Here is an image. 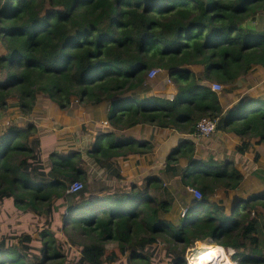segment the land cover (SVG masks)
Wrapping results in <instances>:
<instances>
[{"label": "trees", "instance_id": "obj_1", "mask_svg": "<svg viewBox=\"0 0 264 264\" xmlns=\"http://www.w3.org/2000/svg\"><path fill=\"white\" fill-rule=\"evenodd\" d=\"M248 20L255 26L242 27ZM0 40V111L16 100L30 115L40 93L61 109L74 98L109 105L112 128L101 131L87 153L117 178L124 176L116 158L153 151L151 140L127 134L138 124L196 134L198 122L212 117L217 130L243 139L239 152L253 138L264 143V95L225 108L211 84L227 86L254 65L264 67V0H0ZM197 64L204 78L191 68ZM154 67L169 71L173 97L148 94ZM169 169L202 193L177 222L161 218L173 207L159 195L163 173L128 187L70 194V184L87 176L81 151L44 147L33 122L0 129V199L11 194L20 210L47 211L56 199L72 197L64 233L88 263L126 254L128 264H185L193 243L212 238L234 249L238 264H264V188L238 196L229 208L213 199L220 189L238 188L245 176L232 158L198 157L191 139L168 154L162 171ZM40 236L41 260L0 243V264H65L58 233L43 228Z\"/></svg>", "mask_w": 264, "mask_h": 264}, {"label": "rangeland", "instance_id": "obj_2", "mask_svg": "<svg viewBox=\"0 0 264 264\" xmlns=\"http://www.w3.org/2000/svg\"><path fill=\"white\" fill-rule=\"evenodd\" d=\"M0 45H2L1 40H0ZM3 48V47H0ZM5 50V49H4ZM193 67V68H192ZM191 68L195 72H204V66L201 64H197L192 66ZM203 68V69H202ZM263 75L255 74V82H252L253 80L251 78L247 79L251 84L256 85V83L259 81V83H262L263 80ZM245 80V79H244ZM163 82L162 87H158L163 90V94H165L168 97H173L175 95V90L173 88V82L170 77L169 71L166 69H163V71H160L155 77L149 78V84L152 85L151 88L149 89L148 94L152 93L154 94V84L156 82ZM245 84H247V81H244ZM243 82V83H244ZM167 84V88L165 85ZM244 84V86H246ZM170 86L171 88H169ZM223 89L220 91H217L218 93H221V100L227 103V100L229 98L230 93L233 92L234 90V84H229V85H223ZM259 87L256 86V89L261 88V91H264L262 89V85H258ZM249 87L248 85L246 88ZM260 91V92H261ZM41 94V93H40ZM231 96V95H230ZM76 98H74L73 103H76ZM81 104V103H80ZM235 105V104H234ZM233 105V106H234ZM83 107H86V104L82 103ZM232 106V107H233ZM82 115L84 116L86 113L83 110H81ZM84 113V114H83ZM64 115L67 118H70L74 115L71 114L70 112L64 113ZM89 115V114H88ZM90 117V116H89ZM89 117H83L79 118L76 123H72V134H74L75 140L69 141L66 143V138L65 137H60V133H57L56 131L53 133V130L51 129L52 127L46 126L44 130H48L46 133H42L38 130V135L41 136L42 138V143L44 147H49L51 150H54V152H62L65 154H69L70 151H81L84 159L86 160V169H87V176L85 179H82V184L83 187L81 189V193L85 192L86 194H90L92 191L99 190L103 188L104 186H113L112 190L114 188H119L120 186H130L133 182H138L141 183L145 178L147 173V170H139L137 174H139L141 177H137L136 173L133 175H127V177H124L125 179H120L117 177H112L108 176L105 171H102V168L97 164L95 159L93 160L92 157L87 156L86 154V149L90 147L92 141H78L80 138V135H82L85 131H88V125L90 124H95L96 128L101 127L102 131H104V128H112L110 122L106 119L103 120H98L94 121ZM14 119H17L15 116ZM29 119V118H28ZM27 119V120H28ZM49 119V118H47ZM53 119V118H52ZM105 121H108V123H103ZM135 127V126H134ZM133 128V127H132ZM96 129H93V132ZM71 131H63L61 133L62 136L68 137L69 133ZM127 134L131 136H136L137 134H141V137L139 140H142L145 135H150L154 133V126L150 125H145L143 124L140 128H135V129H129L126 131ZM228 133V132H225ZM93 138H94V133H92ZM199 137V136H198ZM137 138V136H136ZM203 143L201 146V152L204 153L206 156H214L219 159L223 158H232L235 161V164L238 165L246 175L244 180L241 182V185L236 188V189H220L218 190L215 194L212 195V198L215 200H218L220 202H223L227 204V207L229 208L233 202V200L240 196H249L252 192H257L260 191L264 188V143H260L257 141V138H253L251 140L250 146L247 148V150L244 153L239 152L238 147L243 144V139L240 137H237L233 133H228V135H225L223 132H213L210 136L208 137H199ZM57 143V145H56ZM60 144V146H59ZM64 146V147H63ZM118 159V158H116ZM154 161H151L153 163ZM118 163V160L116 162ZM120 165V164H119ZM149 172L147 173V177L149 176H158L162 174L160 171H154L153 165L149 168ZM171 179L165 178L164 181V188L159 192V195L161 198L164 199H170L172 200L173 207L170 212L167 213H162L161 218L162 219H170L173 222H177L179 220V217L185 214V211L187 209V202L190 201L193 202V195L191 192L185 189L184 186L182 185V181L180 178H174L173 176H170ZM86 181V182H85ZM69 193V192H68ZM72 194V193H70ZM65 198H68L66 202L67 207H64L62 210H64V215L65 216H60V220H51L50 221V216H49V208L47 211H42L43 214L46 216H43L42 220H40L38 217L35 216L32 212H28L25 214H22L23 217L19 218L22 219L23 222H18L20 223L19 225V232L21 233H28L30 234V239H32L34 242H42L41 236H40V231L43 228H51L54 229L58 233V241H59V250L65 255L66 260L65 264H87L85 261V258H82V252L81 249L74 246L70 240L67 238V236L64 233V224L68 220V212H69V205L71 203L72 197L65 196ZM60 200L64 201L65 199ZM39 211V210H38ZM60 214V212H59ZM254 214V213H253ZM14 215V214H13ZM11 218H15V216H10ZM52 222V226L49 227L48 225ZM15 224L13 220H5L4 221V227H8V234L9 236L10 233L13 232ZM17 245L21 246V244L17 243V240L15 237H13L12 241H10L9 245ZM43 246L44 243L42 242ZM113 243H107L108 246H111ZM8 245V244H6ZM116 245V243H114ZM217 245L214 243L212 238H207L205 240H198L193 245H191L187 251H186V257H185V264H189L188 259L190 255H197L200 251L204 250L208 246H213ZM225 248V251L228 255V258H230L234 264H238L236 260L233 259L232 255L234 254L235 250L232 248ZM23 250L25 254L30 256L27 251L25 250V247H23ZM43 255L39 258L37 257L36 259L32 258V255L30 258H32L35 261L41 260ZM127 255L124 254L122 257L119 258V260L111 263H105V264H128L127 262ZM194 257V256H191ZM229 261V259H228ZM216 263V262H215Z\"/></svg>", "mask_w": 264, "mask_h": 264}, {"label": "crops", "instance_id": "obj_3", "mask_svg": "<svg viewBox=\"0 0 264 264\" xmlns=\"http://www.w3.org/2000/svg\"><path fill=\"white\" fill-rule=\"evenodd\" d=\"M0 47H3V45H0ZM4 52V47L0 48V53ZM193 68V67H192ZM203 69V68H202ZM195 70V69H194ZM196 71V70H195ZM200 77H205L204 72H196ZM255 74L263 75L264 78V67L261 65H254V67L250 70V74L246 76L239 77L236 82H234V90L232 93H230L229 98L227 100V103L221 100L223 106L225 108L232 107L237 101H239L242 97H256V96H261L264 95V91H261L259 89H256V86L259 87L258 85H262V89H264V79L262 80V83H259V81L256 83V85L251 84L247 79L251 78L255 82ZM247 81V84H245V80ZM244 82V83H243ZM163 82L161 81L160 84L159 82H156L154 86V92L156 94H163V88L160 89L159 87H162ZM244 84L249 87L246 88ZM161 85V86H159ZM159 86V87H158ZM167 88V84L165 85ZM171 88L170 86H168ZM261 91V92H260ZM221 96V93H219ZM16 100L12 101L10 107L8 110L5 111H0V129L7 127L8 125L15 123V122H33L38 130L42 132L43 134L48 132V130H44L46 126H54L51 129L53 130V133L56 131L57 133H60V137H65L66 138V143L72 140H75L73 137L74 134H72V123H76L78 119L81 117H89L94 121L98 120H103L106 119L108 120V113L110 111V106L106 104H102L99 106H91L87 105L86 107L82 106V103L80 104H75L73 103L72 106L68 109H61L58 104H56L53 100L50 99L48 95H45L43 93L38 95V101L37 105L35 106L34 110L32 111V114L26 115L24 114L17 103H15ZM85 111V115L83 116L81 113V110ZM70 112L71 114L74 113V115L70 118H67L64 113ZM84 114V113H83ZM89 114V115H88ZM15 116L17 119H14ZM29 118V119H28ZM49 118V119H47ZM53 118V119H52ZM28 119V120H27ZM143 124H138L133 128L130 129H135V128H140ZM145 125H150V124H145ZM152 126V125H150ZM88 131H85L82 135H80V138L78 141H92L90 147L95 143V141L98 138V135L102 133L101 127L95 126V124H90L88 125ZM93 129L94 130L93 132ZM111 129V128H110ZM109 130V128L105 129ZM129 130V129H128ZM63 131H71L68 135L62 136L61 133ZM102 131V132H101ZM217 132H223L225 135H228V133H225L222 130H217ZM92 133H94V138ZM236 135V134H235ZM138 139H140L141 134L136 135ZM135 136V137H136ZM237 137H240L239 135H236ZM241 138V137H240ZM145 140H151L153 142L154 148L153 151L147 154H133L127 159H122L118 158L116 159V162L118 160V163L120 164L121 167V173L124 177H127V175H134L136 173L137 177H141L137 172L139 170H147V173L149 172V168L151 165L154 167V171H160L163 173L164 178H170V176H173L174 178H182L181 175H173L174 170L169 169L162 171L165 166H166V160L168 154L175 148L177 147L180 143H182L186 139H191L196 143V154L200 158H208L209 156H206L204 153L201 152V146L203 145L201 139L195 135V134H186L179 132L175 129L172 128H159L154 126V133L148 135H145L144 138ZM142 139V140H143ZM57 145V143H56ZM60 146V144H59ZM64 147V146H63ZM89 147V148H90ZM74 151V150H73ZM88 148L86 149V154L87 156L91 157L88 153ZM71 152V151H70ZM85 157V156H84ZM93 158V157H92ZM94 160V158H93ZM151 161H154L151 163ZM186 159L181 158L180 163L185 166L186 164ZM101 168V167H100ZM239 169H241L239 167ZM242 170V169H241ZM102 171H105L108 176L116 177L112 173H109L105 168H102ZM243 172V171H242ZM145 173L146 177L147 175ZM244 174V172H243ZM162 175V174H160ZM246 177V175L244 174ZM123 177V179H125ZM128 178V177H127ZM134 183V182H133ZM215 194V193H214ZM237 198V197H236ZM235 198V199H236ZM65 199L64 201L60 199H56L52 205L49 208V216H50V221L51 220H60V216H65L64 215V210H62L64 207H67L66 202L68 198H61ZM234 199V200H235ZM223 203V202H222ZM227 205V204H226ZM32 212L35 214L36 217H38L40 220H42L44 215L42 211H38L37 209L30 207L27 210H20L15 206L14 202V196L11 194L6 195L4 198L0 199V243H5L9 244L10 241H12L13 237L16 238L17 243L21 244L22 247H25V250L27 253L31 256L32 258L36 259L37 257H41L44 253V246L42 242H34L32 239H30V234L24 232L21 233L19 232V225L20 223L18 222H23L22 218L25 213ZM60 212V214H59ZM14 214V215H13ZM10 216H15V218H11ZM5 220H13L15 226L13 228V232L10 233L9 236L7 230L8 227H4V221ZM49 227L52 226V222L48 225ZM82 258L84 257L81 255ZM86 261V259H85ZM87 264H90L86 261Z\"/></svg>", "mask_w": 264, "mask_h": 264}, {"label": "built area", "instance_id": "obj_4", "mask_svg": "<svg viewBox=\"0 0 264 264\" xmlns=\"http://www.w3.org/2000/svg\"><path fill=\"white\" fill-rule=\"evenodd\" d=\"M160 71H163V68H160V67L152 68L149 71V77L150 78L155 77ZM211 84H212V89L216 90V91H220V89L222 90L223 87H224L223 83H221L219 81H216V80L212 81ZM76 101H77L76 103L80 102V100L78 98H76ZM103 123L107 124L108 121H105ZM217 124H218V120L216 118L203 117L197 124V133H196V135L199 136V137H208V136H210L213 132H215ZM181 181H182L183 186H185L187 188V190L189 192H191V194L193 196H195L196 198H201L202 193H201L199 188L189 185L184 180H181ZM82 187H83L82 181L78 179V180L73 181L70 184V186L68 187L67 191L69 193H75V192L80 191L82 189ZM210 264H214V261L211 262Z\"/></svg>", "mask_w": 264, "mask_h": 264}, {"label": "bare ground", "instance_id": "obj_5", "mask_svg": "<svg viewBox=\"0 0 264 264\" xmlns=\"http://www.w3.org/2000/svg\"><path fill=\"white\" fill-rule=\"evenodd\" d=\"M194 256V257H191ZM225 248L221 245L208 246L200 251L196 256L190 255L189 264H230ZM216 262V263H215Z\"/></svg>", "mask_w": 264, "mask_h": 264}, {"label": "water", "instance_id": "obj_6", "mask_svg": "<svg viewBox=\"0 0 264 264\" xmlns=\"http://www.w3.org/2000/svg\"><path fill=\"white\" fill-rule=\"evenodd\" d=\"M247 26L254 27L255 26V22L252 21V20H248V21L242 23V27H247Z\"/></svg>", "mask_w": 264, "mask_h": 264}, {"label": "clouds", "instance_id": "obj_7", "mask_svg": "<svg viewBox=\"0 0 264 264\" xmlns=\"http://www.w3.org/2000/svg\"><path fill=\"white\" fill-rule=\"evenodd\" d=\"M216 130H217V127H216ZM216 130H215V131H216ZM195 135H196V134H195ZM67 192H68V191H67Z\"/></svg>", "mask_w": 264, "mask_h": 264}]
</instances>
